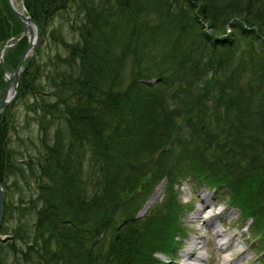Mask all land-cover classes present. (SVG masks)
<instances>
[{
    "label": "trees",
    "instance_id": "obj_1",
    "mask_svg": "<svg viewBox=\"0 0 264 264\" xmlns=\"http://www.w3.org/2000/svg\"><path fill=\"white\" fill-rule=\"evenodd\" d=\"M22 2L39 25L40 43L20 75L17 98L34 97L28 116L41 131L40 155L26 162L35 181L25 198L18 176L27 171L8 137L15 126L11 115L0 114V233L6 235L0 264H169L153 253L174 252L182 206L171 185L187 168L223 183L245 213H264L257 198L264 104L251 106L243 72L248 65L264 74V0ZM20 29L0 0V46ZM48 39L62 51L45 54ZM25 45L22 38L5 52L7 69ZM1 76L0 68V87ZM194 119L203 130L193 128ZM188 122L197 141L179 135ZM216 158L218 165L211 163ZM241 158L244 168L232 171ZM163 177L166 218L152 208L137 218ZM9 191L18 194L17 204ZM246 191L254 202L241 195ZM253 225L264 236V218Z\"/></svg>",
    "mask_w": 264,
    "mask_h": 264
},
{
    "label": "rangeland",
    "instance_id": "obj_2",
    "mask_svg": "<svg viewBox=\"0 0 264 264\" xmlns=\"http://www.w3.org/2000/svg\"><path fill=\"white\" fill-rule=\"evenodd\" d=\"M17 6L22 9V4L21 0H15ZM63 26L65 33L68 34L70 37L69 30L67 29V25L64 24ZM226 31H228L227 25H226ZM48 47L45 48V45L43 46V51L46 50L45 54L52 55L55 53L56 48H59V50L62 49V47L59 46L58 43H54L52 40H47ZM257 45V43H256ZM258 45H261V42L258 43ZM38 48V47H37ZM34 52L27 57H33L36 56V49ZM244 48V44L240 46V49ZM256 51L259 50L258 46L255 49ZM62 51V50H61ZM64 52V51H63ZM46 57V56H45ZM245 69L243 70L245 78L249 79V84L251 85L252 88V95H251V106L252 107H258L259 101L264 104V74L263 75H255L253 74L254 72L249 68L248 65L244 67ZM244 79V78H243ZM249 88L247 87V91L249 92ZM34 97L31 95H26L22 96V98L14 99L12 103H10V107L7 108L3 113L7 112L6 117L11 115L12 118V124L15 126V132L13 130H9V141L11 142L10 144L13 145V148L19 150V152L16 154L18 161L21 163L22 167L27 171L26 176H18L19 180L18 183L22 185L23 191L25 194V198H27L29 195L28 193L33 189L34 185V179L32 175L30 174L29 170H27L28 165L26 162L28 160L31 161V158L40 155L39 152V147L40 146V140L39 136L41 135V131L38 128V124L36 119H31L29 116L32 114V110L30 108L31 104L33 103ZM255 111V109H253ZM29 115V116H28ZM17 125V129H16ZM201 126L200 130L204 129V124L201 122L197 124V120L194 119L193 122V128H196L198 126ZM183 128L182 130L178 131L179 135H182L181 138L185 140H192V142L197 141L198 137L197 134H192L191 132V127L190 123H185L181 125ZM259 127V126H258ZM53 126H51L52 130ZM199 130V132H200ZM177 132V133H178ZM198 132V129H197ZM181 141H178L172 146L178 147L181 144ZM263 148L264 145L262 144ZM231 148V147H230ZM241 151L239 148H234L231 149V153L237 155L241 154ZM174 153H172L171 157H173ZM209 160L212 159V157L208 158ZM219 159L216 158L215 161H211L212 164L218 165ZM32 162V161H31ZM238 166L236 167V164L233 165L232 171H240L241 169L244 168V160H241L239 162ZM25 164V165H24ZM221 163L219 164V166ZM182 171H185L183 173ZM180 174L177 176V178L172 182V190L175 193V198L178 201V203H184L183 205V210L180 212V219H179V224L181 225V229L178 230L177 234L175 235V239L177 240V243L175 244V260L171 261L170 264H181L183 262V254L185 249L188 248L189 246V240L191 239L192 236H195V233L198 235H202L205 240V244L202 248L199 249L201 253L204 255L205 262L207 264H228V260H233L232 264H264V236L262 235V232H260L257 229L258 223L263 221L264 218V213L262 214H249L247 217H243L238 211L237 208L229 206V202L227 201L226 197L224 199L222 195L223 192H227L226 186L223 185V183L214 185V187L207 186L201 182L200 185L193 186L191 185L190 182H188L190 179H194L192 173H188L191 171V169H182ZM178 172V171H177ZM248 172V171H247ZM237 175H239V172H237ZM12 180V179H11ZM26 180L29 181L30 188L27 187L26 185ZM163 181V182H162ZM161 183V190L159 196L145 209V210H138L137 214L135 216L139 219H141L146 213L152 208L155 209V216L157 217H163L167 216L168 209L164 208V203H166L168 199V195H166V185L168 184V180L166 177H163V179L160 181ZM262 184L259 185L258 189L260 190L257 193V198L262 199L264 201V181H260ZM163 186V187H162ZM157 187V185H156ZM211 188V189H210ZM155 190L152 189V191L149 193L148 197L153 193ZM204 191L205 193H211L214 195L215 199H217L218 203L215 205L217 209H221L224 207V218L221 219V221L224 222L222 225L220 222L215 221L217 228L225 230L228 234L235 236L232 244H230L229 247L225 249H219L218 250V245L217 244H212L209 242V238L211 237L210 233H208L207 226L203 224L201 221L195 222V224L192 222L191 214L192 212H195L196 209L199 207L201 204L200 196L198 191ZM23 194V195H24ZM241 195H243L247 201H253L254 198L252 195L246 191L243 192ZM225 196V195H224ZM9 198L10 201L13 202L14 204H17V201L19 200L18 194H14L12 197L10 191H9ZM7 199V197H6ZM164 203L161 205V203ZM147 201V200H145ZM134 197L129 200V204L132 206L134 204ZM16 206V205H15ZM214 206V207H215ZM189 207V209H188ZM20 208V206H19ZM142 208V207H141ZM213 208V207H212ZM211 207H206L205 209L202 210L200 213V216H203L206 214L207 210L211 211ZM257 213L260 212L262 209H254ZM17 213V210H16ZM19 213V211H18ZM17 215V214H16ZM256 216V217H255ZM261 217V218H260ZM244 218H246V222H243ZM256 224L257 227H253V236L248 239L247 234L248 232H244L242 230V227L244 224H247V222H253ZM193 220H195L193 218ZM12 224H15V217L11 220ZM117 224V221L114 222V228ZM193 224L195 225V233L193 229ZM14 226V225H12ZM259 229L261 231H264V226L259 225ZM5 236V235H2ZM220 239H217L219 241ZM180 247V251L177 250V248ZM154 256L157 259L163 258V254L160 251H154ZM203 259V260H204ZM201 260V261H203Z\"/></svg>",
    "mask_w": 264,
    "mask_h": 264
},
{
    "label": "bare ground",
    "instance_id": "obj_3",
    "mask_svg": "<svg viewBox=\"0 0 264 264\" xmlns=\"http://www.w3.org/2000/svg\"><path fill=\"white\" fill-rule=\"evenodd\" d=\"M12 4L17 9H20V7L17 6L15 0H12ZM15 19L19 22V20L16 17ZM20 26H22L21 23H20ZM10 38H11L10 40L13 42L15 36L12 35L10 36ZM160 190H161V184H159L155 188L151 196L148 198V200L144 204L142 210H145L159 196ZM198 192H199L201 204L199 205V207L196 209L195 212H192L191 214L192 222L195 224V222L201 221L203 224H205L207 228L212 231V236L209 238L208 241L214 244L217 238L220 239L218 241L219 249H225L229 247L230 244H232L235 236L228 234L223 229L217 228V226L215 225L216 220H221V218L224 217L223 208L214 210L212 211V213H209V211L207 210L206 214H204L203 216H200V213L202 212L203 209H205L208 206L211 208L214 207L218 203V201L217 199H215L214 195H212L211 193H205L204 191H201V190ZM180 212H179V217H180ZM193 218L195 220H193ZM194 224H193V229L195 233ZM195 234L196 235L192 236L191 239L189 240V246L187 249H185L184 254L182 255L184 257L183 258L184 261L181 262V264H207V262H205L204 255L201 253V251H199V249L204 246L205 240L201 235H198L197 233ZM228 263L232 264L233 260H228Z\"/></svg>",
    "mask_w": 264,
    "mask_h": 264
},
{
    "label": "water",
    "instance_id": "obj_4",
    "mask_svg": "<svg viewBox=\"0 0 264 264\" xmlns=\"http://www.w3.org/2000/svg\"><path fill=\"white\" fill-rule=\"evenodd\" d=\"M5 1L10 11L14 14V16L21 23L22 30L14 38L13 42L5 43L0 48V67L4 72L3 75L6 81L5 87L1 91L0 111H2L16 96L17 83L19 80L22 62L28 55L31 56L36 46L40 42V29H39L38 23L29 14L26 13L23 7L22 9H17L12 4V0H5ZM22 37L27 38V44L24 47V49L21 51L17 59L15 67L10 72L7 73L5 66L3 64L2 54L4 50L13 46ZM4 199H5L4 187H3V184L0 182V224H1L3 212H4ZM0 237H3V236L0 235Z\"/></svg>",
    "mask_w": 264,
    "mask_h": 264
},
{
    "label": "flooded vegetation",
    "instance_id": "obj_5",
    "mask_svg": "<svg viewBox=\"0 0 264 264\" xmlns=\"http://www.w3.org/2000/svg\"><path fill=\"white\" fill-rule=\"evenodd\" d=\"M3 84V83H2ZM3 86H4V84H3ZM2 88V87H1Z\"/></svg>",
    "mask_w": 264,
    "mask_h": 264
}]
</instances>
